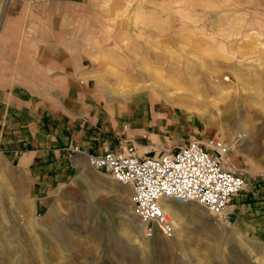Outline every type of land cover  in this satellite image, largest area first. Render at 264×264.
<instances>
[{
  "label": "rangeland",
  "instance_id": "rangeland-1",
  "mask_svg": "<svg viewBox=\"0 0 264 264\" xmlns=\"http://www.w3.org/2000/svg\"><path fill=\"white\" fill-rule=\"evenodd\" d=\"M105 5L107 14L94 22L109 24L102 33L110 46L93 65L98 67L103 116L119 131L107 138L110 148L134 144L139 153L153 156L191 140L218 141L226 149L225 168L244 179V189L234 196L227 216L212 215L196 201L171 199L178 217L173 236L145 234L148 240L140 244L141 233L133 224L131 238L122 227L110 228L111 239L105 229L99 233L103 222L108 226L107 204L117 209L115 215L122 220L121 202H128L129 196L121 195L127 186L91 167L83 155L77 153L78 172L73 179L54 186L49 194L36 190L32 178L0 159V252L5 258L12 247L21 264H45L36 255L33 237L57 225L60 236L40 244L53 264H264V35L261 42L247 47L245 58L237 52L228 54L229 59V39L221 36L242 20L254 29L249 34L260 26L264 31V0H106ZM9 6L4 8L0 0V22ZM237 48L235 42L234 51ZM156 59L166 61L169 72L168 63L175 61L173 72L197 82L196 88L204 91L218 79L223 81L220 97L225 100L203 119L180 111L175 118L156 121L150 103L137 93L130 95L132 101H121L126 87L142 86L136 78L127 83L119 79L139 71L127 72L121 64L135 67ZM140 79L152 84L149 78ZM161 91L168 96L181 92L172 85ZM225 104L235 111L232 119L225 117ZM239 115L249 120L246 126L238 124Z\"/></svg>",
  "mask_w": 264,
  "mask_h": 264
},
{
  "label": "crops",
  "instance_id": "crops-1",
  "mask_svg": "<svg viewBox=\"0 0 264 264\" xmlns=\"http://www.w3.org/2000/svg\"><path fill=\"white\" fill-rule=\"evenodd\" d=\"M105 1L12 0L0 22V159L47 194L77 174V153L123 147L110 148L119 131L103 116L93 65L110 46L109 24L94 22Z\"/></svg>",
  "mask_w": 264,
  "mask_h": 264
},
{
  "label": "built area",
  "instance_id": "built-area-1",
  "mask_svg": "<svg viewBox=\"0 0 264 264\" xmlns=\"http://www.w3.org/2000/svg\"><path fill=\"white\" fill-rule=\"evenodd\" d=\"M12 0H3L7 8ZM126 127V126H125ZM225 147L218 141L191 140L164 153L146 156L134 144L102 154H87L91 167L104 170L131 190L135 221L144 234H174V223L162 199L196 201L212 215L230 213L233 198L244 189V179L225 168Z\"/></svg>",
  "mask_w": 264,
  "mask_h": 264
},
{
  "label": "bare ground",
  "instance_id": "bare-ground-1",
  "mask_svg": "<svg viewBox=\"0 0 264 264\" xmlns=\"http://www.w3.org/2000/svg\"><path fill=\"white\" fill-rule=\"evenodd\" d=\"M243 27H245V30L242 29ZM251 30L252 31L254 30L252 26L249 27V24L247 25L246 22L242 20L238 26H230L226 32V35H221L222 37L229 39V45L227 47L228 53L226 56L228 59H229L228 54H234L237 52H239L241 58H245L249 54L247 52V47H251L253 44L258 43L260 41V38L264 35V31L261 26L255 31V33L249 34L248 32ZM233 37L235 38L233 39ZM238 37H241V39H237ZM235 42L238 43V48L236 51H234L233 49ZM150 62H153L156 65L153 66L151 65ZM173 62L175 63V61H170V63H168L169 64L168 68L171 69L170 72L165 71V68L167 66H164V64L166 63V61L161 59L141 62L138 63L135 67L127 63L121 64L122 69L123 67H125V70L127 72H131L133 69L136 68L139 69V71L137 74L133 76H127L126 74H122L119 77V79L123 83L124 82L127 83L131 81L132 78H136L137 80L140 81V84H142V86L126 87V89L121 93L122 96L120 100L125 102L128 100L132 101L133 99H129L132 93H137L139 97L147 99V101L150 103L152 108L151 118L154 121L164 117L175 118L180 111L181 113L188 115L192 113V115H195L197 119H203L205 114L209 112L211 108L218 106L219 101L225 100L223 96L220 97V94H222V90L225 88L223 85L224 84L223 81L218 79L216 82H214L215 85L210 89H208L207 91L201 90L199 87L196 88L197 82H188L183 77L181 78L178 77L176 73L173 72L176 69L175 65L172 66ZM186 65H188V63ZM144 77L149 78L152 84L146 85L144 79H140ZM214 79L215 78L211 77V80ZM225 80H228V78H225ZM153 83H157V85H154ZM171 85L175 88V90H180L181 92L179 94L171 95V96L164 95L163 92L161 91L162 88ZM210 96H219L220 98L219 99L213 98L209 100ZM229 106H230L229 104L224 105L225 117L227 119H232L235 111ZM240 118H241V123L238 122V124H240V126L242 127L246 126V123H248L249 120H247L242 116H240ZM128 188L129 187L124 188V191L122 192L123 195L121 196L127 197L126 190ZM170 200L171 199H162L160 202L164 210L170 214L172 219H174L173 222L177 223L178 217L174 207L170 204ZM121 203L124 208L123 218L121 221L118 220L115 215L117 209L113 206L111 207L110 206L111 204L106 205L105 210H106V214L109 216V220H108L109 227L106 226L107 221L103 222L99 227L100 228L99 233H101L105 229L108 239H111L114 235V233L112 234V232H110V228L112 230L113 229L117 230L118 227L120 228L122 227L126 235L130 238L133 237V228L131 224H133L135 228H138L135 221V212L130 199L128 202H124V203L121 202ZM59 223L61 224V222ZM139 232L141 233V238L139 243L142 244L144 241L148 240V238H146V235L144 234V232L141 231V229H139ZM155 233L158 232L156 231ZM59 236H60V229L57 225H55L53 227H50L48 231L45 232L41 231L39 235L33 237L36 255L39 257L40 260L44 261L45 264H53V261L46 258V255H44V253L41 251L40 244L42 245L43 243H46L47 239H57ZM112 244H115V241L112 242L111 245ZM214 246L215 244L212 245L213 248ZM182 247H186V245L184 244L181 246V248ZM7 254H8L7 257L4 258V254L0 252V264H4V262L6 261L9 264H21L22 259L20 258L19 260H17L14 257L15 254L14 248L9 247ZM3 259L5 260L3 261Z\"/></svg>",
  "mask_w": 264,
  "mask_h": 264
}]
</instances>
